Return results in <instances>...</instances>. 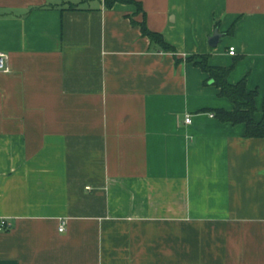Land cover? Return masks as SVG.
I'll use <instances>...</instances> for the list:
<instances>
[{"label":"crops","instance_id":"1","mask_svg":"<svg viewBox=\"0 0 264 264\" xmlns=\"http://www.w3.org/2000/svg\"><path fill=\"white\" fill-rule=\"evenodd\" d=\"M105 1L0 0V264H264V140L188 60L259 121L264 0Z\"/></svg>","mask_w":264,"mask_h":264},{"label":"trees","instance_id":"2","mask_svg":"<svg viewBox=\"0 0 264 264\" xmlns=\"http://www.w3.org/2000/svg\"><path fill=\"white\" fill-rule=\"evenodd\" d=\"M116 3L134 5L137 9V13L143 14L140 4L134 0L105 1L108 8H111ZM70 5L72 6V4ZM71 9L73 8L71 7ZM132 24L139 26L141 35L147 38L151 45L157 47L163 52L174 53V49L163 40L162 35L151 32L147 29L144 20L139 24L132 21ZM197 59H199V61H196ZM188 60L194 61L195 65L203 73L208 75V79L213 82L214 87L219 91L218 96L227 99L233 106V109L230 112L224 110H211L214 118L224 124H231L233 126L244 125L246 138L264 140V107L262 109L261 119L259 121L256 120L257 110L255 100L258 95L257 92H249L245 80L240 81L236 85L229 84L227 78L231 69L209 66L207 56H197Z\"/></svg>","mask_w":264,"mask_h":264},{"label":"built area","instance_id":"3","mask_svg":"<svg viewBox=\"0 0 264 264\" xmlns=\"http://www.w3.org/2000/svg\"><path fill=\"white\" fill-rule=\"evenodd\" d=\"M230 56L234 55V49L233 48H229L228 51ZM7 55L5 53L0 52V73H4L7 71ZM186 123L190 122V119H186L185 120ZM9 228V224L7 223L6 220H0V231H5ZM64 230V225L62 224L61 227L59 228V232H63Z\"/></svg>","mask_w":264,"mask_h":264},{"label":"water","instance_id":"4","mask_svg":"<svg viewBox=\"0 0 264 264\" xmlns=\"http://www.w3.org/2000/svg\"><path fill=\"white\" fill-rule=\"evenodd\" d=\"M218 35L214 34L213 37L210 39V43L212 46H214L216 44V42L218 41Z\"/></svg>","mask_w":264,"mask_h":264}]
</instances>
